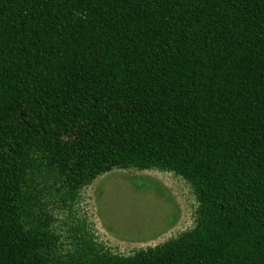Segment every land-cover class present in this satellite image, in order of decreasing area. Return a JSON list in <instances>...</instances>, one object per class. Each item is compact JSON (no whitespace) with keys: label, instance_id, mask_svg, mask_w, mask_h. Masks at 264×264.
<instances>
[{"label":"trees","instance_id":"trees-1","mask_svg":"<svg viewBox=\"0 0 264 264\" xmlns=\"http://www.w3.org/2000/svg\"><path fill=\"white\" fill-rule=\"evenodd\" d=\"M131 168L196 209L123 254L80 202ZM0 264H264V0H0Z\"/></svg>","mask_w":264,"mask_h":264},{"label":"rangeland","instance_id":"rangeland-1","mask_svg":"<svg viewBox=\"0 0 264 264\" xmlns=\"http://www.w3.org/2000/svg\"><path fill=\"white\" fill-rule=\"evenodd\" d=\"M196 201L180 176L115 169L82 190L80 210L95 233L123 254L156 246L194 226Z\"/></svg>","mask_w":264,"mask_h":264}]
</instances>
